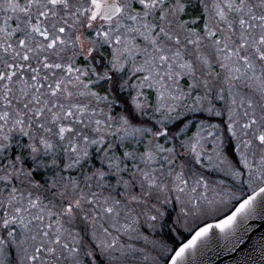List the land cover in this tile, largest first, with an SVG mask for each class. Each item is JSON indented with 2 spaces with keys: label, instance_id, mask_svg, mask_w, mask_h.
<instances>
[{
  "label": "snow or ice",
  "instance_id": "snow-or-ice-1",
  "mask_svg": "<svg viewBox=\"0 0 264 264\" xmlns=\"http://www.w3.org/2000/svg\"><path fill=\"white\" fill-rule=\"evenodd\" d=\"M256 252L264 0H0V264Z\"/></svg>",
  "mask_w": 264,
  "mask_h": 264
},
{
  "label": "water",
  "instance_id": "water-1",
  "mask_svg": "<svg viewBox=\"0 0 264 264\" xmlns=\"http://www.w3.org/2000/svg\"><path fill=\"white\" fill-rule=\"evenodd\" d=\"M252 259H253V264H260L262 257L259 252H256L253 254ZM229 264H231V262H229Z\"/></svg>",
  "mask_w": 264,
  "mask_h": 264
},
{
  "label": "rangeland",
  "instance_id": "rangeland-1",
  "mask_svg": "<svg viewBox=\"0 0 264 264\" xmlns=\"http://www.w3.org/2000/svg\"><path fill=\"white\" fill-rule=\"evenodd\" d=\"M209 222H211V221H209ZM186 235V234H185ZM187 237V236H186Z\"/></svg>",
  "mask_w": 264,
  "mask_h": 264
},
{
  "label": "trees",
  "instance_id": "trees-1",
  "mask_svg": "<svg viewBox=\"0 0 264 264\" xmlns=\"http://www.w3.org/2000/svg\"><path fill=\"white\" fill-rule=\"evenodd\" d=\"M187 238V237H186Z\"/></svg>",
  "mask_w": 264,
  "mask_h": 264
}]
</instances>
